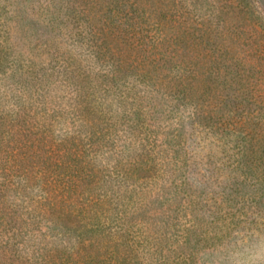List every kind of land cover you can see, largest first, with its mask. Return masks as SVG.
Segmentation results:
<instances>
[{
    "label": "rangeland",
    "instance_id": "rangeland-1",
    "mask_svg": "<svg viewBox=\"0 0 264 264\" xmlns=\"http://www.w3.org/2000/svg\"><path fill=\"white\" fill-rule=\"evenodd\" d=\"M264 0H0V264H264Z\"/></svg>",
    "mask_w": 264,
    "mask_h": 264
},
{
    "label": "trees",
    "instance_id": "trees-1",
    "mask_svg": "<svg viewBox=\"0 0 264 264\" xmlns=\"http://www.w3.org/2000/svg\"><path fill=\"white\" fill-rule=\"evenodd\" d=\"M263 140H264V135L262 136Z\"/></svg>",
    "mask_w": 264,
    "mask_h": 264
}]
</instances>
